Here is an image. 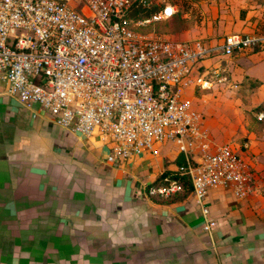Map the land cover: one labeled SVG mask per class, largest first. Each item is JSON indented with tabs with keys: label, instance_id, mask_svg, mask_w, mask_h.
I'll return each instance as SVG.
<instances>
[{
	"label": "crops",
	"instance_id": "obj_1",
	"mask_svg": "<svg viewBox=\"0 0 264 264\" xmlns=\"http://www.w3.org/2000/svg\"><path fill=\"white\" fill-rule=\"evenodd\" d=\"M232 1L224 11L215 8V16L228 19L231 31L253 32L264 19V0H241L240 7ZM202 63L199 73L220 66L227 81L204 95L191 87L184 98L193 107L208 105L202 126L215 145L240 152L253 181L244 198L230 186L208 190L201 204L191 191L151 197V185L183 162L175 144L108 162L110 144L97 132L84 137L61 128L0 82V264H264V55L235 52ZM248 87L263 95L255 105L262 109L244 119L233 143L226 125L232 107L219 98L226 91L246 98ZM220 107L227 116L215 115ZM208 222L215 225L205 231Z\"/></svg>",
	"mask_w": 264,
	"mask_h": 264
},
{
	"label": "built area",
	"instance_id": "obj_2",
	"mask_svg": "<svg viewBox=\"0 0 264 264\" xmlns=\"http://www.w3.org/2000/svg\"><path fill=\"white\" fill-rule=\"evenodd\" d=\"M130 7L129 0H0V82L8 95L48 112L61 128L84 137L97 132L110 144L108 162L175 144L183 156L175 176L189 181L198 204L220 187L230 186L238 198L250 195L247 164L231 144L212 142L184 94L227 81L220 66L199 73V61L230 57L264 38L229 34L209 46L146 35L135 27L167 20L176 7L165 5L145 21L128 19ZM181 191L170 179L147 193L167 198Z\"/></svg>",
	"mask_w": 264,
	"mask_h": 264
},
{
	"label": "rangeland",
	"instance_id": "obj_3",
	"mask_svg": "<svg viewBox=\"0 0 264 264\" xmlns=\"http://www.w3.org/2000/svg\"><path fill=\"white\" fill-rule=\"evenodd\" d=\"M129 1L131 4H133L135 1H138V0H129ZM225 1L226 0H150L148 2L149 8L153 6L164 7L165 5H172L176 7L177 12H175V14L167 20L151 22L150 24H146L145 26L143 25V26L135 27V29L138 32L146 34V35L166 37V38L173 36V35L171 36L170 31L175 32L176 30H179L178 33H181L182 35H179V36L174 35L175 36V37L173 36L174 39H177L179 41H192L196 39H205L206 42L209 41L208 44L210 45L211 43H213L212 41L219 40L224 35L242 33L238 31H231L230 28L232 27L229 21L225 20V22H220L221 24H219L218 20L215 19V8L218 11L220 10L224 11L225 7L227 9L228 5L225 3ZM232 2L235 3L237 7L241 5V0L238 2L237 0H233ZM186 5H188L187 6L188 9L190 8L192 9H190L189 11H185V10L181 11V9L185 8ZM228 10L231 11L230 7L228 8ZM262 15H263L262 16L263 18L264 12ZM245 17L247 16L244 15V19ZM253 19H255V16H252V20ZM175 26H176V29L174 28ZM219 27L220 29L223 28L226 31V33L224 32V34L222 33V34L216 35L215 34L216 30H218ZM211 31H212V34L208 35V33H211ZM254 35L264 38V19L260 27L257 29V33ZM244 52L246 53L247 56L256 54V53H253L254 51H252L251 49H248ZM256 52L259 54L263 53L264 55V50L257 49ZM202 62L203 61H199L196 67L202 65L203 64ZM248 88L251 91L252 87L251 88L248 87ZM187 91L188 90H186V92ZM198 91L202 95L207 93L199 89ZM252 91H254V89H252ZM252 91L251 93L247 95L245 94V97L247 96L246 98L240 97L239 92L232 93L229 91L223 92L220 98L218 96V98L220 99L219 100L220 102L232 107L231 108L233 111L232 118L228 119L227 117H224L223 120H221V122L226 121L228 119L226 125L232 131V135L234 139L232 138L231 142L233 143L235 139L237 138L236 134L241 133V124L244 122V119L252 117L256 113H258L259 109L260 110L262 109L261 106L257 107L255 105L257 101L260 100V98H263V95L261 93L255 94ZM221 98H225V100ZM194 105L196 107V109L195 107L194 109L197 110L198 113L202 115V117L205 116L206 120H208L207 116H209L208 115L209 111L206 109L208 105H205V104L203 105L198 102H194ZM217 109L218 111L216 110L214 111L217 117L219 115H226V116L228 115L226 108L220 107ZM226 125L219 126L217 130L226 129ZM223 135H226V134L223 133ZM230 146L233 152H235L236 155L240 156L239 155L240 152L236 150L235 146L234 145H230Z\"/></svg>",
	"mask_w": 264,
	"mask_h": 264
},
{
	"label": "trees",
	"instance_id": "obj_4",
	"mask_svg": "<svg viewBox=\"0 0 264 264\" xmlns=\"http://www.w3.org/2000/svg\"><path fill=\"white\" fill-rule=\"evenodd\" d=\"M150 0H138V1H135L133 4H131V7L129 8L128 12H127V18L128 19H131V20H134V21H145V20H149L151 19V17L158 13L159 11L162 10L163 7H159V6H153V7H150L148 6V2ZM245 3V2H241V5ZM240 5V6H241ZM245 5V4H244ZM188 5L185 6V8H182L181 11H189L190 9H188L187 7ZM239 6V7H240ZM180 11V12H181ZM249 11V5L247 4L246 6H244L243 8H240L239 9V19L240 20H244V15H246V13ZM177 12V11H176ZM246 18V17H245ZM215 19L218 20V23L220 24V22H223L225 20L229 21L228 19H223V18H220V17H217L215 16ZM253 20H256L253 19ZM252 20V18H250L248 21L250 22H254ZM262 23V20L256 25L255 29L253 30V32L251 33H237V34H241V35H254L257 33V29L260 27ZM150 24V23H149ZM145 26V25H144ZM176 29V26L174 27ZM173 29V28H172ZM178 29V27H177ZM184 29V28H182ZM186 29V27H185ZM179 30H176L175 32H171V36L175 35V36H179V35H182L181 33H178ZM239 32V31H238ZM215 33V31H214ZM212 34V31L211 33H208V35ZM172 37H169V39H172V40H177V39H174ZM174 36V37H175ZM226 36V35H225ZM224 37V36H223ZM223 37H221L219 40H214L212 41L213 43H211L210 45L208 44V42L205 41V39H200L203 44L205 45H209V46H212V45H218L221 40L223 39ZM183 39V38H181ZM196 40H199V39H196ZM179 41V40H178ZM181 42H188V41H181ZM252 51H254L253 53H257V49H260V50H264V41L259 43L258 45H256L255 47H252L250 48ZM209 77V74H206L205 75V78H208ZM170 179H178V181L180 182V184L182 185V191L180 193H184V192H190L191 191V187H190V183L189 181L186 179V178H177L175 176V173L174 172H171V173H166L164 174V177H161L159 179H157L151 186H161V185H165L167 183L168 180Z\"/></svg>",
	"mask_w": 264,
	"mask_h": 264
}]
</instances>
